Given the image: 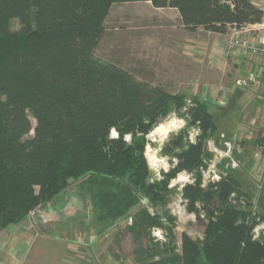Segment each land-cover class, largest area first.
Masks as SVG:
<instances>
[{
  "label": "trees",
  "instance_id": "1",
  "mask_svg": "<svg viewBox=\"0 0 264 264\" xmlns=\"http://www.w3.org/2000/svg\"><path fill=\"white\" fill-rule=\"evenodd\" d=\"M142 2L176 10L190 33L224 35L263 20L252 0H0V232L78 184L99 225L131 218L125 228L140 260L264 264V240L252 238L256 218L237 183L220 175L203 186L212 159L206 144L217 131L208 105L95 55L111 7ZM171 115L185 126L160 148L171 168L151 180L147 137ZM181 173L192 180L180 191L187 212L207 224L201 240L181 234L178 246L166 207ZM154 230L166 243L143 249V234Z\"/></svg>",
  "mask_w": 264,
  "mask_h": 264
},
{
  "label": "rangeland",
  "instance_id": "2",
  "mask_svg": "<svg viewBox=\"0 0 264 264\" xmlns=\"http://www.w3.org/2000/svg\"><path fill=\"white\" fill-rule=\"evenodd\" d=\"M179 24L176 16L170 11L155 12L151 5L143 2L115 4L106 19L105 32L95 55L101 62L114 64L139 81L162 86L170 93L185 94L187 99H190L192 94L199 91L200 83L190 80L195 75L186 76L176 72V58L173 59L169 52L175 46L171 40V33L175 29L171 27ZM10 29L12 32L17 31L18 22L12 21ZM177 60L182 63L184 59ZM211 111L214 112L213 109ZM219 114H223V117H219ZM215 116L218 126L224 122L228 123L226 113L215 110ZM30 121L34 126L31 117ZM180 121H183L182 125ZM167 123L174 124L170 127V132L168 130L165 134L155 133L158 126ZM230 123L234 125L233 118ZM158 126L148 135L149 145L145 151L151 180H160L161 174L167 173L171 168L167 158L160 155V148L170 134L185 126V122L179 116L171 115ZM221 133L218 129L215 136L207 141L206 150L212 154V159L203 173V186L218 181L220 175H229L239 186L243 199L250 203V209L256 218L254 228H264V157L260 151H257L256 156L251 155L240 142H237L239 146H230L228 149L220 137ZM194 136L195 132L192 130L189 139L193 140ZM174 181L176 184L172 185ZM188 183H192L190 175L181 173L171 180L169 185L174 193L166 209L175 218L174 233L178 246L181 234H186L193 240H201L207 224L202 213L195 215L186 210L180 191ZM73 188L80 191L87 201L81 186L74 184L71 190H74ZM63 196H58L53 204L46 208L31 212L21 224L12 227L11 232H0V264H14L11 260L14 256L15 264H77L79 261L84 264H150V261L140 260L139 255L135 253L138 243L134 242L132 235L125 228L126 225H131V218L127 217L110 227L99 225L96 222V213L91 211L88 201L85 202L82 212H76L64 222V228L58 227L55 222L40 224L39 219L44 211L50 207L56 210L61 199L66 200ZM243 205L244 202L240 204L242 208ZM69 210L74 212L73 209H68V215ZM150 233L143 234L141 246L143 249L151 247L160 250L161 245L166 243L165 233L159 230ZM258 233L261 240H264L263 230ZM24 242L28 246H24ZM18 251L20 253L17 255Z\"/></svg>",
  "mask_w": 264,
  "mask_h": 264
},
{
  "label": "crops",
  "instance_id": "3",
  "mask_svg": "<svg viewBox=\"0 0 264 264\" xmlns=\"http://www.w3.org/2000/svg\"><path fill=\"white\" fill-rule=\"evenodd\" d=\"M252 2L263 11L264 20V0H252ZM143 3L150 5L146 2ZM152 9L155 12L170 11L180 22L179 25L171 27L175 29L171 33V40H173L175 46L169 52L173 59L176 58L175 71L186 76L195 75L190 80L200 83L199 91L192 94L190 98L198 97L204 101L210 110H214V116L215 110L219 113H226L228 123L224 122L226 125L221 123V127L218 126L215 116L217 130L222 131L220 137L224 141L223 143L230 146H239L237 142H239L238 131L240 128L242 126L254 127L252 128L254 129V135L249 139L240 141V143L245 146L244 149L249 151L251 155L256 156L257 151H260L259 153L264 157V146H260L261 142L264 141V68L253 64L241 54L228 53L229 40L234 30L230 29L224 35L211 34L202 30L190 33L182 26L176 10L168 8ZM249 36L251 39H257L258 34L252 32ZM178 58L181 61L184 59L183 62L180 63L177 60ZM237 80L245 82L244 92L235 89L234 83ZM233 114L235 117H233ZM259 114L260 116H258ZM219 117H223V114H219ZM232 118L234 125L230 123ZM73 189L71 190L70 187L59 195L60 197L64 195L65 202L62 198L56 210L52 207L45 210L39 219L40 224L55 222V225L64 228V222L73 217L76 212L83 211L84 204L87 201L82 197L80 191H77L76 188ZM68 209H73L74 212L69 210L70 215H68V212H66ZM12 227H17V225L9 226L4 231L11 232ZM25 242L24 246L27 245ZM19 253L20 251L16 254ZM15 257L11 259L14 264ZM77 264L84 263L79 261Z\"/></svg>",
  "mask_w": 264,
  "mask_h": 264
},
{
  "label": "built area",
  "instance_id": "4",
  "mask_svg": "<svg viewBox=\"0 0 264 264\" xmlns=\"http://www.w3.org/2000/svg\"><path fill=\"white\" fill-rule=\"evenodd\" d=\"M254 32L258 34L257 39H251L250 34ZM228 53L229 54H241L245 56L249 61L257 66H261L264 68V20L260 23L255 24L253 26H246L240 30H234L233 34L230 37L228 44ZM234 87L236 90H240L244 92L245 82L242 80H237L234 83ZM254 127H245L242 126L238 131V141H243L249 139L254 135ZM264 143V141H263ZM228 149H230V145L224 144ZM218 179V178H217ZM263 230L264 236V228L258 226L253 228L252 230V238L255 240H260L261 236H259V231ZM159 235V232L157 233ZM264 238V237H263Z\"/></svg>",
  "mask_w": 264,
  "mask_h": 264
},
{
  "label": "bare ground",
  "instance_id": "5",
  "mask_svg": "<svg viewBox=\"0 0 264 264\" xmlns=\"http://www.w3.org/2000/svg\"><path fill=\"white\" fill-rule=\"evenodd\" d=\"M174 124L173 123H167L165 125H160L155 129V133H163L165 134L166 132H168V130L170 129V127H172ZM177 126V125H176ZM180 128V127H179ZM170 132V130H169ZM162 136V135H161ZM159 139V138H158ZM151 151V150H150ZM152 155V154H151ZM148 158V157H147ZM150 161V160H149ZM151 162V161H150ZM149 163V162H148ZM157 166V165H156ZM162 167V166H161Z\"/></svg>",
  "mask_w": 264,
  "mask_h": 264
},
{
  "label": "clouds",
  "instance_id": "6",
  "mask_svg": "<svg viewBox=\"0 0 264 264\" xmlns=\"http://www.w3.org/2000/svg\"><path fill=\"white\" fill-rule=\"evenodd\" d=\"M179 123L182 125L183 121H180ZM111 135H112L113 137L116 136V132H115L114 129L111 130Z\"/></svg>",
  "mask_w": 264,
  "mask_h": 264
},
{
  "label": "water",
  "instance_id": "7",
  "mask_svg": "<svg viewBox=\"0 0 264 264\" xmlns=\"http://www.w3.org/2000/svg\"><path fill=\"white\" fill-rule=\"evenodd\" d=\"M171 184H172V185H173V184H176V181L172 182Z\"/></svg>",
  "mask_w": 264,
  "mask_h": 264
}]
</instances>
